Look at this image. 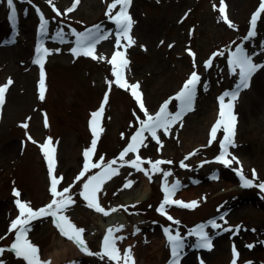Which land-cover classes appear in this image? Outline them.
Wrapping results in <instances>:
<instances>
[{"label":"rangeland","instance_id":"rangeland-1","mask_svg":"<svg viewBox=\"0 0 264 264\" xmlns=\"http://www.w3.org/2000/svg\"><path fill=\"white\" fill-rule=\"evenodd\" d=\"M13 2L16 16L10 20L6 0H0V85L8 78L13 81L5 94L4 105L0 106V236L5 235L10 221L19 215L14 188L21 193L19 199L29 202L33 209L49 203L48 164L40 145L51 138L54 175L63 177L59 187L72 185L75 201L64 215L85 229L83 238L88 250L100 252L103 234L98 219L106 216L86 206L87 201L80 196L82 182L75 181L85 164L83 153L93 139L89 124L91 113L100 108L107 92L108 101L99 118L103 131L98 130L94 152L89 156L92 163L100 161V157H104V162L117 159L140 127L137 117L144 119L131 89L125 90L115 83L113 68L123 74L129 85L139 84L150 114H155L161 104L174 97L190 73L196 71L201 79L196 86L194 111L174 124L167 135L158 130L163 147L144 133L147 147H140L138 153H129L125 160L135 159L138 154L144 160L172 161L159 167L172 173L167 177L168 185L179 182L173 199L196 200L199 206L187 209L166 205L167 214L180 221L179 225L173 224L157 212L164 199L162 173H150L149 181L143 172L128 165L121 167L119 160L113 165L119 175L103 184L98 193L99 203L110 214L115 212L125 217L126 225L115 233L124 239L118 240L116 246L122 251L131 248L135 264H170L171 249L163 231L165 227L184 237V254L189 257L180 264H201V260L204 264H230L233 245L239 252L238 264L248 261L264 264V243H261L264 241V192L256 187H242L240 177L233 170L242 167L243 174L251 178L255 169L258 175L255 182H264V68L253 74L250 87L240 90L233 102L234 122L225 108L224 123L208 146L210 130L220 119L217 98L235 90L239 81L228 65V53L239 45L252 56L254 63L264 65V13L257 18L255 36L245 39L260 0H225L226 14L234 27H229L221 18L220 0H132L128 13L135 21L130 32L135 44L126 48L116 47L118 28L106 15L113 0H80L74 11L60 16L46 0ZM53 3L63 13L74 0H53ZM37 8L49 21L46 34L39 32ZM118 10L119 5L112 10V15ZM95 25H100L101 32L108 37L95 45V55L104 59L74 56L71 49L76 47V36L71 34L72 30L85 32ZM58 31H62L63 41L57 37ZM127 43L121 41L122 45ZM40 46L50 52L44 57V100L39 99L40 66L33 63ZM188 49L195 57L189 55ZM221 50L224 55H217L212 66L206 68L205 61ZM117 51L129 61L126 68L119 67V59L115 65L107 62ZM179 107V101L171 100L168 111L174 113ZM23 123L28 124L27 129L20 126ZM230 123L235 124L237 146L230 147L229 151L241 164L225 167L215 157L220 152L224 128ZM26 132L37 143L28 140ZM193 152L196 154L185 159ZM181 161L188 167H180ZM142 167L150 169L149 164ZM101 171L102 168H95L88 175ZM126 179L135 183L123 188ZM226 183L234 185L224 192ZM138 190L149 191L145 200L135 198ZM113 208L116 211H111ZM209 220L233 230L213 229ZM201 224L212 239L211 251L196 248V236L188 235ZM30 229L28 238L38 246L43 261H48V254L57 248L56 243L64 240L76 253L68 251L64 260L53 264H116L107 257L101 259L82 252L60 234L52 217L33 220ZM14 238V233L8 234L0 240V247L7 248ZM248 244L254 247L249 249ZM0 259L5 264H25L9 251Z\"/></svg>","mask_w":264,"mask_h":264},{"label":"snow or ice","instance_id":"snow-or-ice-1","mask_svg":"<svg viewBox=\"0 0 264 264\" xmlns=\"http://www.w3.org/2000/svg\"><path fill=\"white\" fill-rule=\"evenodd\" d=\"M46 2L52 7V10L55 12L57 16L67 15L75 10L76 6L79 4L80 0H74V3L71 7L67 8L63 13L57 9L53 3V0H46ZM7 6L10 9L9 19L13 20L16 16V9L14 6L13 0H6ZM132 0H113L111 4L108 5V10L106 11V15L109 16L116 24L118 28V32L116 33V47H130L135 44V40L130 35L132 30V26L135 24V21L128 13V8L130 7ZM119 5V10L115 12V15H112V10L115 9ZM216 7L215 5L213 6ZM219 13L223 21L228 24L229 27H234L232 22L229 20L226 14V4L225 0H220ZM264 13V0H260V5L255 13L252 14L250 19V30L247 33L245 39L255 36V28L257 18ZM37 14L40 17V25L39 32L40 34H46L47 27L49 21L44 17V15L37 8ZM72 35L76 36V47L72 48L71 51L74 56L84 55L91 56L93 59H104L103 56L97 57L95 55V45L99 43L100 40L107 39V34H104L100 30V25H95L93 28L87 29L85 32H75L72 30ZM57 37L63 41V33L62 31L57 32ZM126 40L128 43L126 45H122L121 41ZM163 43V42H161ZM172 47V45H169ZM58 51V50H57ZM38 56L33 61L40 66V92L39 99L44 100L45 96V72H44V57L49 55L50 52L48 49L43 48L42 46L37 48ZM188 53L190 56L195 57V53L191 52L188 49ZM217 55H224V51L221 50L219 52L213 53L212 57L209 60L205 61V67L212 66V60ZM119 59V67L126 68L129 61L125 58L124 54L117 51L113 53V56L107 62L109 64H116ZM228 65L232 73H235L239 76V81L236 85V89L231 92H225L223 95L218 97V102L220 104V119H217L215 124L212 126L210 130V139L208 141V146H210L213 140L216 139V134L219 126L224 123L225 117V108L229 110L228 115L231 121H235L236 117L231 113V109L233 108V102L238 99V95L240 90L247 89L250 87V79L259 69L264 68V65L256 64L253 62L252 56L246 53L245 49L239 45L235 47L234 51H230L228 53ZM196 62L194 59L193 68H195ZM238 70V72H237ZM113 75L116 77L115 83L121 87L125 88V90L131 89V94L136 99L137 104L140 108V111L144 114V119H140L137 117V120L140 124V127L135 131V133L131 136L129 143L127 146L120 152L119 157L117 159H113L107 162H104V157H100V161L92 163L89 160V156L94 152L98 130L103 131L102 128L99 127V118L101 117L104 111V105L108 101V93H105L104 101L101 103L100 108L97 111L91 113V119L89 121L90 128L93 134V139L91 142V146L87 148L83 155L85 157V164L80 173L75 177V181L82 182V191L80 192V196L83 197L85 201H87L86 206L90 209L95 210L97 213H101L105 216L109 215V211L105 210L98 200V193L102 191V186L106 182V180L111 179L115 175H119V170L113 165L117 164V161H121V167L124 165H128L132 168H135L137 171H141L148 177L149 181H151L150 173H162V176L165 180L162 191L164 192V199L157 208V212L161 215H165L166 218L171 221L175 225H179L180 221L175 220L171 215H168L165 206L166 205H176L181 208L194 209L198 207V201L192 200L190 202H184L181 200L173 199V196L178 191L179 182H174L171 185L166 183L167 177L172 175L171 172L165 171L161 169L159 166L162 164H171L172 161L165 160H144L138 154L135 156V159L125 160V157L129 153H138L140 147H147L144 144V140L146 137L144 133H148L151 136V139L154 140L160 147H163V144L157 135L158 130H162L164 135L168 134L169 129L179 121H182V118L191 111H194L193 101L196 93V86L200 83V76L196 71H192L190 73L189 78L184 82L179 92L176 93L174 97H171L169 100H166L163 104L160 105L159 110L155 112V114H150L149 110L145 106L143 101V94L139 91V84H128L124 79L123 74L118 71L115 67L113 68ZM13 83L11 78H8L6 83L0 85V106H3L5 103V94L9 88V86ZM111 84V82H109ZM225 97H228L227 102H225ZM171 100H176L180 102L179 110L172 113L168 111V106ZM135 115V113H134ZM21 127L27 129L28 124L23 123L20 125ZM45 126H47V120H45ZM28 140L32 143H37L32 139L28 133H25ZM235 137V124L230 123L227 124L224 128V137L219 141L220 144V152L215 157V160L225 167L231 166L233 163L240 165L241 161L233 155L230 151V147H236L237 145L234 142ZM123 138V134H122ZM51 143V138H48L44 144L40 145L45 159L48 164V173L50 177V187L49 193L51 199L48 204L40 207L38 209H33L29 202H22L19 197L21 193L13 189V195L18 199L15 200V204L19 209V215L13 220L10 221L7 232L4 236H0V240L5 239L8 234H15V238L13 242L7 248L0 247V257L6 251L12 252L16 258L22 259L25 264H49L48 261H43L39 254V248L37 245L32 243L28 238V232L31 230L30 225L33 220L41 219L44 217H52V222L54 226L58 229L60 234L66 237L69 241L74 243L76 247H78L82 252H85L88 255H96L101 259L107 257L109 261H114L116 264H135V260L132 256L131 248L124 249L123 251L119 249L117 245L118 240L124 239L122 236L115 235V233L120 232L123 229V225H117L115 227H109L106 230V234L103 237L102 248L100 252L92 253L88 250L85 239L83 238V233L85 229L77 227L73 224L69 218L64 215V212L68 207L75 203L71 195V187H59L63 177H58L54 175V149L49 147ZM159 151V149H158ZM196 153H189L185 156V159H188L189 156L195 155ZM230 157V159L228 158ZM208 163V161H205ZM143 164H149L150 169L142 167ZM180 167L186 168V165L183 161L180 162ZM102 168V171L99 173H95L93 175H88L92 169ZM237 175L240 177L241 186L250 188L256 187L260 190V192H264V182L256 183L258 179V175L256 170H252V177L248 178L243 174V168L233 169ZM135 182L132 180L125 181L123 188L131 187ZM134 207V205H133ZM127 210V209H125ZM111 211H116L113 208ZM220 219H224L223 216ZM208 224L213 229H221L224 232L232 231L233 229L230 227H222L220 224L216 223L215 220H211ZM227 224V221H225ZM239 229L240 226H235ZM205 225H197L195 228L190 230L188 233L189 236H196L197 243L195 245L198 249H205L211 251L213 249L212 239L209 234L205 232ZM165 236L167 237L168 244L171 249V257L172 260L170 264H180L182 256L184 254L185 243L184 237L177 231L173 234L172 229L169 227H165L163 229ZM264 243V241H261ZM249 249L254 247L252 244L246 245ZM122 253V254H121ZM239 252L235 245L232 247V260L230 264H238ZM0 264H5L3 259H0ZM201 264H204V261L201 260ZM246 264H251L250 261L246 262Z\"/></svg>","mask_w":264,"mask_h":264},{"label":"bare ground","instance_id":"bare-ground-1","mask_svg":"<svg viewBox=\"0 0 264 264\" xmlns=\"http://www.w3.org/2000/svg\"><path fill=\"white\" fill-rule=\"evenodd\" d=\"M255 77H256V75H255ZM253 79H254V76L251 77L250 83H252ZM233 185L226 183L224 192L231 190ZM148 192L149 191H147V190H138L135 192V198L138 200H145L148 196ZM98 220H99L98 225L102 230L101 233L103 234V237L106 234V230L109 227H115L117 225H124V226L126 225L125 217H123V216H121L115 212H112L111 214L107 215L104 218L99 217ZM103 237H102L101 241H103ZM56 245H57V248H55L51 254L50 253L48 254L47 258H48L49 263H52V264L53 263H59L61 260H64L68 251L71 252V254L76 253L74 250V247H72V245L68 241L59 240L56 243ZM188 257L189 256L187 254H184L181 261L187 262Z\"/></svg>","mask_w":264,"mask_h":264}]
</instances>
